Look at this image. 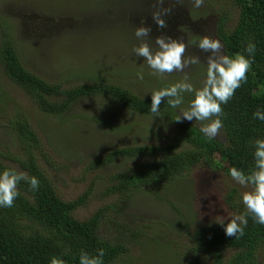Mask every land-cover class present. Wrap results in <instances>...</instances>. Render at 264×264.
Returning a JSON list of instances; mask_svg holds the SVG:
<instances>
[{
  "label": "rangeland",
  "instance_id": "obj_1",
  "mask_svg": "<svg viewBox=\"0 0 264 264\" xmlns=\"http://www.w3.org/2000/svg\"><path fill=\"white\" fill-rule=\"evenodd\" d=\"M122 1L127 2L129 10L123 11ZM149 5L153 6L151 1L141 0H0V27L5 21L11 25V30L17 34L15 44L23 51L34 45V53L26 55L31 66L45 77L66 84L88 82L92 75H97L138 90L143 96H151L154 91L183 80L187 74L188 81L199 89L206 79L207 66L203 64L207 63V53L193 41L203 36L218 39L215 26L220 14L228 16L225 24L230 28L236 24L239 8L233 0H205L200 8L193 7L191 0L169 1L165 7L172 11L168 15L173 17L174 12L179 11L176 17L182 20L176 22L175 30L170 29L172 35L157 27L151 14L158 8L148 10ZM130 11L132 17L127 19L126 12ZM141 20L145 26H151L150 44L154 45L155 37L162 34L182 39L187 45L185 56H199L201 63L191 65L184 72L166 73L162 77L154 75L146 62L132 51L141 42L134 35V28L140 26ZM170 21H174V17ZM138 72L143 73V79L137 77ZM5 86L12 97L10 102L5 99ZM192 95L185 94L182 107L187 108ZM87 102H90L89 117L85 105L63 115L44 113L5 77L0 65V141L17 152L19 146L9 134L6 121L19 111L25 113L41 144L42 151L36 152L38 163L61 195L74 199L87 193L86 202L74 212L80 219L113 201L115 195L106 193L108 177L116 171L132 169L146 158H119L104 166L96 165L97 161L115 148L170 142L177 132L174 120L179 111L172 108L174 115L161 113L157 117L131 111L105 96ZM192 123L201 127L208 121ZM3 164L23 171L19 163L3 160ZM179 179L177 193L180 192L181 199L190 200L191 211L196 215L193 225H208L218 218L230 219L232 214L238 213L239 207L245 209L242 193L252 190L250 185L237 184L221 170L197 168ZM233 189L232 198L228 199ZM162 190L152 187L131 199L127 221L145 234L137 235V242L127 241L125 254L114 264L194 262L189 260L191 256L187 257L186 251L194 245L191 235L197 225L190 231L179 225L174 208H181V204L174 201L172 191L164 193ZM99 230L112 239L114 236L125 239L116 226L102 223ZM259 258L264 260L262 252ZM200 259L204 261L202 264H208L206 259Z\"/></svg>",
  "mask_w": 264,
  "mask_h": 264
},
{
  "label": "trees",
  "instance_id": "obj_2",
  "mask_svg": "<svg viewBox=\"0 0 264 264\" xmlns=\"http://www.w3.org/2000/svg\"><path fill=\"white\" fill-rule=\"evenodd\" d=\"M141 1H151L153 6L149 5L148 10L161 7L156 0ZM169 1L178 0H165L162 7ZM122 2L123 11L129 10L127 2ZM233 2L239 8L236 24L227 28L228 16L220 14L215 34L229 56L236 53L247 55L244 48L249 41L256 44V52L247 81L241 84L227 104L222 105L223 127L220 133L214 139H208L200 132L199 126L185 121L176 123L177 132L170 142L134 144L110 150L96 165H108L119 158L128 160L145 156L146 160L108 177L106 193L115 195V198L87 218L80 219L74 213L79 205L86 202L87 193L65 199L38 163L36 152L42 151L41 144L28 116L19 111L7 118L6 127L19 149L15 153L9 150L7 143L0 141V171L15 169L3 164V160L19 163L22 172L28 177L35 176L40 185L33 192L27 181H21L18 185L20 195L13 206L0 208V264H50L54 256L62 258L65 264H79L82 250L95 255L100 248L105 251L104 264H114L125 254L127 241L137 242L136 236L145 234L127 221L130 217L127 207L135 195L144 194L152 187L162 188L164 193L173 192L174 201L181 204V208H174V211L179 217V225L186 231L197 225L191 235L194 245L186 251L187 257L191 256L189 260L194 261L191 264H202L204 261L200 258L206 259L208 264H264V260L259 258L261 252L264 255V225L255 223L249 215L244 234L233 238L226 237L222 226L215 222L193 225L196 215L191 211L190 200L181 199L180 192L177 193L179 178L197 168L221 170L228 175L232 167L248 172L253 166L251 141L264 138V121L252 116L257 108L264 110V0ZM126 13V18L130 19L131 11ZM176 14L179 11L174 12V21L170 23L173 17H164L168 25L163 29L166 34L174 35L170 29L175 30L176 22L182 21ZM16 36L5 21L0 27V65L5 77L40 111L63 115L85 105V113L89 117L90 102L87 100L105 96L136 113L154 115L150 112L151 96H143L138 90L120 83L103 80L97 75H92L88 82L72 84L45 77L26 59V55L34 53V45L25 52L15 44ZM6 90L5 86V99L10 102L12 97ZM161 113L174 115L173 109L164 102L160 105ZM234 191L231 190L228 199L232 198ZM245 212L244 208H238V213ZM102 223L116 226L125 239L117 236L112 239L100 234Z\"/></svg>",
  "mask_w": 264,
  "mask_h": 264
},
{
  "label": "clouds",
  "instance_id": "obj_3",
  "mask_svg": "<svg viewBox=\"0 0 264 264\" xmlns=\"http://www.w3.org/2000/svg\"><path fill=\"white\" fill-rule=\"evenodd\" d=\"M165 0H156L160 5L151 16L158 28H167L165 16L171 13V8L162 7ZM193 7L200 8L205 0H191ZM151 26H145L141 20L140 26L135 28L134 35L140 40L139 46L133 47L134 55L153 70L154 75L164 76L166 73L184 72L191 65L201 63L199 56H185L186 43L182 39H173L167 35H159L154 39V45L149 43ZM201 51L208 53L206 79L202 87L194 88L185 78L167 87L151 93L150 112L154 116L160 115V105L167 103L171 108L178 109L174 120L176 123L204 122L200 132L208 139H214L223 127L221 116L222 105L227 104L235 95L236 90L247 81V73L251 70L256 52V44L249 41L244 48V53H236L229 56L224 51V45L219 39L203 36L193 41ZM137 77L143 79V73L138 72ZM185 94H193L187 108L182 107ZM254 119L264 121V110L257 108L252 113ZM253 149V166L248 172L237 167L229 169V175L233 181L242 186H251V191L242 193L241 200L246 209L245 213H234L227 222L218 218L214 222L222 226L226 237H238L244 234L248 225L249 215L257 224L264 225V138H256L251 141ZM21 181H27L30 189L35 192L40 185L35 177H28L26 173L15 169L0 171V208H10L20 195L18 185ZM105 251L97 249L95 255L87 251H81L79 264H104ZM50 264H65L59 257H52Z\"/></svg>",
  "mask_w": 264,
  "mask_h": 264
}]
</instances>
